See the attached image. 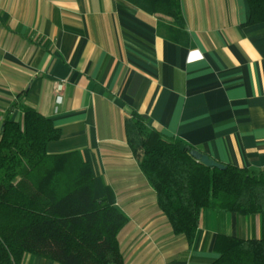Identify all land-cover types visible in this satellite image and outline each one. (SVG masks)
<instances>
[{"label": "crops", "instance_id": "0c3cea01", "mask_svg": "<svg viewBox=\"0 0 264 264\" xmlns=\"http://www.w3.org/2000/svg\"><path fill=\"white\" fill-rule=\"evenodd\" d=\"M180 1L186 35L169 39L158 24L171 14L130 0H0L1 122H24L15 103L34 107L61 131L48 153L90 163L95 198L128 217L122 264H211L220 234L261 236L259 213L207 209L190 245L128 143L137 111L217 161L264 170V22L249 23V0ZM21 264L61 263L26 253Z\"/></svg>", "mask_w": 264, "mask_h": 264}, {"label": "trees", "instance_id": "16d2710c", "mask_svg": "<svg viewBox=\"0 0 264 264\" xmlns=\"http://www.w3.org/2000/svg\"><path fill=\"white\" fill-rule=\"evenodd\" d=\"M147 11L171 15L158 27L165 36L186 35L180 0H130ZM250 24L264 22V0H249ZM24 122H3L0 113V264H21L26 253L61 264H122L119 233L127 215L94 196V175L78 151L50 154L61 131L36 108L15 103ZM128 143L157 192L173 230L190 245L204 212L261 215V236L220 234L221 258L211 264H264V170L227 164L210 167L191 154L195 147L166 136L142 114L126 118Z\"/></svg>", "mask_w": 264, "mask_h": 264}, {"label": "water", "instance_id": "95a60500", "mask_svg": "<svg viewBox=\"0 0 264 264\" xmlns=\"http://www.w3.org/2000/svg\"><path fill=\"white\" fill-rule=\"evenodd\" d=\"M191 154L198 159L199 161H201L202 163H204L207 166L210 167H217L220 169H225L226 165L220 161H217L216 159H214L213 157H211L210 155H208L207 153H203L198 149H191Z\"/></svg>", "mask_w": 264, "mask_h": 264}, {"label": "built area", "instance_id": "2783aa9c", "mask_svg": "<svg viewBox=\"0 0 264 264\" xmlns=\"http://www.w3.org/2000/svg\"><path fill=\"white\" fill-rule=\"evenodd\" d=\"M65 84H66L65 80H57L54 84L53 94L57 103L61 102L62 100Z\"/></svg>", "mask_w": 264, "mask_h": 264}]
</instances>
